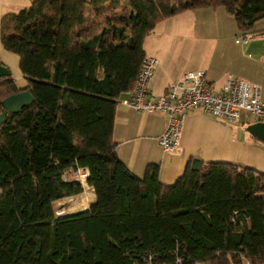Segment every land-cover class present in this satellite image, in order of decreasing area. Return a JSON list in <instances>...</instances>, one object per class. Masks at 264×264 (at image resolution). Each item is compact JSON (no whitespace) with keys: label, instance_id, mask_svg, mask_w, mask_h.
<instances>
[{"label":"trees","instance_id":"trees-1","mask_svg":"<svg viewBox=\"0 0 264 264\" xmlns=\"http://www.w3.org/2000/svg\"><path fill=\"white\" fill-rule=\"evenodd\" d=\"M223 7L243 34L264 0H34L3 16L1 42L28 84L0 83L2 101H35L0 128V264H264V173L192 158L171 185L161 166L136 176L118 156V99L132 90L144 40L186 10ZM87 169L96 199L57 215L84 193L64 177Z\"/></svg>","mask_w":264,"mask_h":264},{"label":"crops","instance_id":"crops-1","mask_svg":"<svg viewBox=\"0 0 264 264\" xmlns=\"http://www.w3.org/2000/svg\"><path fill=\"white\" fill-rule=\"evenodd\" d=\"M34 0H0V65L5 67L10 74L6 79H13L19 87L24 88L28 84L21 85L14 78L12 73L11 57L6 54L10 51L4 49L1 42V20L4 15L15 13L21 9L31 6ZM227 12H223L220 7H205L194 10H186L171 18L161 21L155 29L165 27L160 33H172V35L184 38L194 36L197 28L211 29L214 27L217 39L224 42V38H234L235 32L231 29H225L221 24L207 21L213 15L227 17ZM196 18L200 19L199 21ZM195 20L192 22V20ZM189 24H185V22ZM191 20V21H190ZM166 21H171L172 29L168 30L164 26ZM181 23V25L179 24ZM173 25L176 28H173ZM178 25V26H177ZM171 24H169V27ZM202 26V27H201ZM154 29V30H155ZM213 29V28H212ZM222 29V30H221ZM239 29V28H238ZM154 30L151 33H154ZM169 31V32H166ZM231 31V32H230ZM211 31L201 32L204 36H209ZM144 40V49L147 56L156 57L159 64L155 68L154 76L149 83V92L154 95L165 94L170 85L178 80L185 72L179 71L173 73L164 69L163 61L156 50H148L146 47L147 39ZM252 41L239 44L235 41L228 45V52H232L233 57L239 60L244 59V52H254L259 57L264 56V18L259 20L254 27ZM238 39V38H237ZM236 39V40H237ZM246 49L238 48V45H246ZM250 44V45H249ZM250 56V54H249ZM246 60V59H244ZM251 60V61H250ZM247 60L251 63V70L233 67L226 74L217 78L210 77L208 70H205L207 77L212 83L215 90H219L227 77L228 73H232L237 78L257 82L260 84L262 94L264 95V72L254 68L255 60ZM261 68V67H260ZM255 69V70H253ZM19 78V77H18ZM123 94V97H126ZM259 121L258 119L248 122ZM167 116L162 113L140 112L128 106L119 103L116 111L114 138L117 141V154L124 163L139 178H144L146 168L149 164H159L161 166V180L164 184H174L185 172L187 163L192 158H198L205 162H228L241 166L252 168L258 172L264 173V143L255 138L248 130H242L237 124H232L227 120L203 112L201 109H191L185 118L182 128L180 142L176 150L166 151L159 143V136L165 130ZM87 170V169H82ZM91 199L87 205L79 206L75 211L83 210L89 207L90 203L96 199L95 191L90 186ZM2 191L0 188V195ZM84 194V193H83ZM75 197V196H73ZM73 212V211H71ZM70 213V212H68Z\"/></svg>","mask_w":264,"mask_h":264},{"label":"built area","instance_id":"built-area-1","mask_svg":"<svg viewBox=\"0 0 264 264\" xmlns=\"http://www.w3.org/2000/svg\"><path fill=\"white\" fill-rule=\"evenodd\" d=\"M251 37L252 34H244L236 42L247 43ZM158 64L156 57L144 58L134 88L118 101L140 112L162 113L167 116L165 130L158 138L164 150L177 149L185 118L193 108L221 117L232 124L250 117L264 121V95L257 82L228 73L223 86L215 90L205 70H193L185 72L173 82L165 94L154 95L149 92L148 87ZM6 80V77H0V83ZM246 264L253 263L247 261Z\"/></svg>","mask_w":264,"mask_h":264},{"label":"rangeland","instance_id":"rangeland-1","mask_svg":"<svg viewBox=\"0 0 264 264\" xmlns=\"http://www.w3.org/2000/svg\"><path fill=\"white\" fill-rule=\"evenodd\" d=\"M220 9L223 10V12H227L223 7H220ZM226 14L228 18L213 15V17L209 18V20L208 18L206 19L213 24L217 22L221 24L222 27L224 25L225 29L232 28V31L235 32L233 40L232 38H229V40L228 38H224V42L221 43L220 39H217L216 33L212 32L214 31L215 26H212L213 29L211 28L209 30L198 27L194 36L184 38L172 35V33H160V30H163L165 27H159L158 30L155 29L154 33H151L150 37H148L146 47L148 50H156L162 58L164 69L171 72L173 71V73L193 69H206L208 70L210 77L217 78L220 75L226 74L233 67L241 69L248 68L247 70H251L250 68L253 67H251V63H248L247 61L250 59L256 61L254 68H258L261 72H264V56L259 57L255 55L254 52L247 53L245 50L244 59L246 60H239L236 57H233L232 52L227 51V46L231 45L232 42L235 43L236 39L243 37L244 34L238 29L234 16L228 12ZM196 20H198L200 24V19L196 18ZM193 21L195 20L193 19L192 22ZM186 23L189 24L187 20L185 24ZM169 24H171L170 27ZM179 24L181 25V23ZM164 26H167L169 28L168 30L172 29L171 21H166ZM173 28H176V26L173 25ZM205 30L211 31L212 33L209 34V36H204L201 32H205ZM250 41H252V39H250ZM246 46L247 44L238 45V48L246 49ZM6 54H9L8 56L12 59V73L14 78H16L18 83L21 85L27 84V79L23 77L24 75L20 68L19 55L13 52H8ZM255 120H257L255 117L247 119L243 118L239 123H237V125L242 130H245L247 123ZM78 171L82 172L83 170L81 169ZM79 172L76 173V171L70 170L66 173V177L75 178L80 181ZM82 184L84 186V194L54 202L57 215L75 211L79 206L87 205L91 199L90 197L92 193L90 192L91 189H88L89 185L87 181Z\"/></svg>","mask_w":264,"mask_h":264},{"label":"water","instance_id":"water-1","mask_svg":"<svg viewBox=\"0 0 264 264\" xmlns=\"http://www.w3.org/2000/svg\"><path fill=\"white\" fill-rule=\"evenodd\" d=\"M10 72L0 65V77H6ZM35 101L29 90H22L16 94L8 96L2 101L3 111L0 113V128L6 122L9 114L20 113ZM247 130L258 140L264 143V121H256L247 126ZM81 182V181H80ZM68 214V213H62ZM60 214V215H62Z\"/></svg>","mask_w":264,"mask_h":264},{"label":"bare ground","instance_id":"bare-ground-1","mask_svg":"<svg viewBox=\"0 0 264 264\" xmlns=\"http://www.w3.org/2000/svg\"><path fill=\"white\" fill-rule=\"evenodd\" d=\"M88 176H89V171H88V170H83V171L80 173V181H81L82 183L86 182Z\"/></svg>","mask_w":264,"mask_h":264}]
</instances>
